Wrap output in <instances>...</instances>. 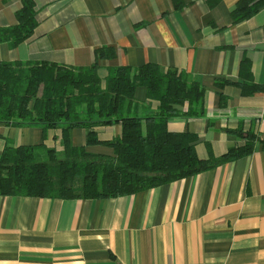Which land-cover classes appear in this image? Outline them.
Wrapping results in <instances>:
<instances>
[{"label": "crops", "instance_id": "obj_1", "mask_svg": "<svg viewBox=\"0 0 264 264\" xmlns=\"http://www.w3.org/2000/svg\"><path fill=\"white\" fill-rule=\"evenodd\" d=\"M24 0H0V28L17 23ZM34 0L37 27L31 39L10 48L0 41V61H47L89 66L95 50L111 47L99 63L103 83L112 66L155 63L186 72L206 89L205 113L168 120L171 131L198 135L200 158L221 156L243 144L235 133L264 138V91L243 95L219 78L241 82L243 59L264 86V6L232 23L238 0ZM212 2V4H211ZM135 97L148 99L147 88ZM150 103L145 117L157 110ZM120 123L96 126L100 140L121 134ZM88 129L75 128L73 143ZM60 130L45 143L60 149ZM6 139L15 146L44 142L40 125L0 121V153ZM92 152L111 154L97 145ZM0 264H264V148L195 176L107 199H51L0 196Z\"/></svg>", "mask_w": 264, "mask_h": 264}, {"label": "trees", "instance_id": "obj_2", "mask_svg": "<svg viewBox=\"0 0 264 264\" xmlns=\"http://www.w3.org/2000/svg\"><path fill=\"white\" fill-rule=\"evenodd\" d=\"M210 2V0H209ZM176 10L184 0H173ZM212 4V2H211ZM264 0H238L232 13L236 24L253 17ZM17 23L0 28V41L10 48L31 39L37 27L34 0H24L15 13ZM115 50H95L89 66L47 61H0V121L14 126L40 125L44 142L15 146L6 139L0 153V196H27L51 199H107L134 195L251 155L264 138L255 133H235L243 144L230 147L221 156L212 152L200 158L198 135L175 132L168 120L179 116L199 117L205 113L206 89L183 71L164 70L155 63L141 66H112L103 83L99 63L112 59ZM241 82L219 78L217 91L225 105V85H237L243 95L264 91L254 81L251 62L243 59ZM147 88L148 99L135 97L138 87ZM159 102L149 112L150 103ZM120 123L121 134L100 140L96 126ZM87 128L85 144L73 143V130ZM49 130H60V149L48 146ZM102 145L111 154L88 149Z\"/></svg>", "mask_w": 264, "mask_h": 264}]
</instances>
